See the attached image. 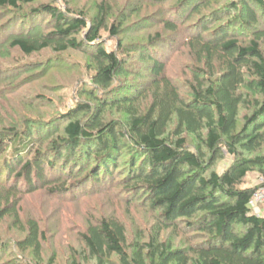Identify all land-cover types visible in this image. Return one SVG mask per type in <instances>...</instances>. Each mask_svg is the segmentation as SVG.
<instances>
[{"label": "trees", "instance_id": "16d2710c", "mask_svg": "<svg viewBox=\"0 0 264 264\" xmlns=\"http://www.w3.org/2000/svg\"><path fill=\"white\" fill-rule=\"evenodd\" d=\"M35 1L0 0V10L18 12ZM148 1L156 6L174 5L168 10L170 15L156 21L161 31L150 37V44H165L162 31L175 34L183 28L187 35L184 41L196 50L198 61L208 68L217 63L219 72L211 70L204 82L196 79L198 87L192 86L193 102L188 104L165 78L161 56H147L156 80L153 100L146 109L136 107L131 97L116 100L114 106L128 117L123 127L111 118L107 122L108 106L105 95H100L111 87L128 54L120 44L117 50L121 57L99 43L111 14L106 1L98 5L90 23L84 11L66 12L42 5L34 12L45 15L50 23L44 24L40 17L28 24L23 18L18 32L0 37V46L7 44L25 57L46 50L58 54L81 51L87 46L95 64L91 89L87 88L92 102L77 104L56 117L60 127L55 135L49 127H20V122L10 124L11 129L0 128V145L3 134L11 135L14 145L1 161L4 176L0 183L11 185L5 192L4 206L0 204V225L8 216L19 222V215L8 205L10 198L24 189L29 194L45 190L74 197L75 187L88 190L115 184L132 195L131 201L142 202L156 213L159 232L178 229L179 223L185 222L187 230L205 235V241L189 250L169 248L158 242V232L147 243L132 245L129 253L124 224L100 218L88 223L80 236L87 259L71 264H90L89 260L105 264L111 256L118 264H264V216L254 214L249 207L253 193L264 185L243 186L253 172L264 178V0ZM227 18L234 22L237 34L230 33L228 25H221ZM129 19L128 15L122 17L119 26L110 30L113 37ZM245 31L250 39L242 42ZM244 89L256 97L249 99ZM245 105L255 109L251 117H241L240 109ZM52 120L39 122L45 126ZM171 124L174 130L170 133ZM51 135L47 145L38 146ZM187 136L200 142L209 157L199 146L189 148ZM224 152L234 162L218 173L214 167ZM122 158L128 159L127 173L117 179L114 176ZM28 227L18 245L36 253L33 264H42V233L34 221Z\"/></svg>", "mask_w": 264, "mask_h": 264}, {"label": "rangeland", "instance_id": "374dc122", "mask_svg": "<svg viewBox=\"0 0 264 264\" xmlns=\"http://www.w3.org/2000/svg\"><path fill=\"white\" fill-rule=\"evenodd\" d=\"M103 1L111 7V14L105 30L100 33V45L107 51L117 52L120 57L123 54L118 52V44L128 50L123 60L124 67L116 75L115 81L108 90H104L103 94L100 93L102 96L105 95L103 100L108 106L106 112L110 117L107 116V122L111 118L121 127L125 125L128 119L126 113L118 106H114L116 100L125 96L131 97L139 109H146L150 106L156 80L150 72L151 64L146 59L147 56H161L165 66V78L176 89L180 99L188 104L193 102L192 86L198 87L196 79L204 82L208 74L212 73L211 70L213 73L219 72L217 63H214L212 68H208L206 63L198 61L196 50L188 47L184 41L187 35L183 28L175 34L162 31L165 44H154L159 46L150 44V37L161 31L156 23L165 14L170 15L169 11L174 8L172 3L156 6L148 0H36L31 6H21L18 12L0 10V37L5 39L11 31L18 32V26L22 25L21 19L23 18L28 24L34 23L33 21H37L40 17L43 18L45 15L37 16L34 12L42 5H52L66 12L68 9L84 11L90 23L97 13L98 5ZM123 15L130 16V19L123 24L119 35L113 37L110 30L119 26ZM48 21L46 17L43 23H48ZM194 21L197 25V18ZM233 24L231 18L221 23V25L229 26L230 33L237 34ZM144 25H146L145 28H141ZM41 27L39 26L38 29ZM242 36L245 39L242 42L250 39L246 31ZM168 42L173 45H169ZM94 68L92 52L87 46L81 51L70 50L64 54L46 50L32 57H25L16 50H10L7 44L0 46V128L11 129L10 127L13 126L10 124L20 122V127L31 124L30 126L43 129L49 127L53 134L56 133L60 127L56 117L74 108L77 104L92 102L87 88L91 89L90 78L94 73ZM243 91L249 99L256 97L253 91L248 89ZM254 111V108L245 105L240 109V115L251 117ZM50 120H52L50 125L44 126L42 123ZM173 125L170 126V133L174 130ZM46 132L47 130L44 131ZM51 137L52 135L42 140L38 146L47 145ZM187 139L189 148L193 150L199 146L206 154V158L209 157L200 142L195 141L192 136H187ZM12 144L11 135L3 134L0 151L5 150L0 156V181L4 176L1 171V161L12 151L14 146ZM125 161L128 159L120 160V168L114 176L117 179L127 173L128 165ZM233 162L234 158L224 152L214 169L218 173H223ZM262 179L264 178L260 173L253 172L248 175L243 186L261 187L264 185ZM9 185H11L10 182L5 186L0 183V204L2 206L5 204L3 198ZM77 188L75 187L72 191L74 197H71L72 194L52 195L45 190L29 194L24 189L15 198H10L8 207L19 215V222H16L12 216H8L0 225V264H33L36 262V253H33L32 249L23 250L18 245L26 237L30 221L36 222L42 233L40 241L42 264H71L73 261L84 263L87 255L80 236L88 223L100 218L116 219L124 224L126 250L129 253L132 252V245L147 243L159 232L156 213L142 202L131 201L132 195L123 190L121 186L106 184L102 188L87 187L88 190L85 187ZM184 223L180 222L178 229L159 232L158 242L169 248L184 250L193 249L202 244L206 236L193 230H187ZM89 261L90 264L96 263L94 260ZM104 263L118 264V260L115 256H111Z\"/></svg>", "mask_w": 264, "mask_h": 264}, {"label": "built area", "instance_id": "2783aa9c", "mask_svg": "<svg viewBox=\"0 0 264 264\" xmlns=\"http://www.w3.org/2000/svg\"><path fill=\"white\" fill-rule=\"evenodd\" d=\"M261 181L264 182V179ZM249 207L254 214L264 216V186L253 193Z\"/></svg>", "mask_w": 264, "mask_h": 264}]
</instances>
